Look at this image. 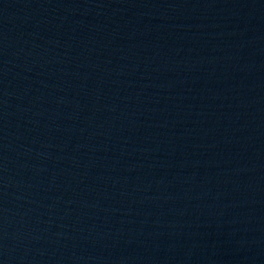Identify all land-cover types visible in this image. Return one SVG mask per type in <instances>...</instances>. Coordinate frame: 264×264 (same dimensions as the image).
Masks as SVG:
<instances>
[{
  "label": "water",
  "instance_id": "obj_1",
  "mask_svg": "<svg viewBox=\"0 0 264 264\" xmlns=\"http://www.w3.org/2000/svg\"><path fill=\"white\" fill-rule=\"evenodd\" d=\"M0 264H264V0H0Z\"/></svg>",
  "mask_w": 264,
  "mask_h": 264
}]
</instances>
